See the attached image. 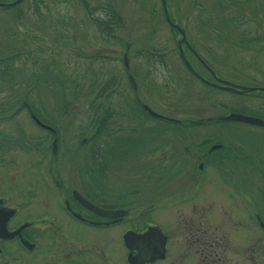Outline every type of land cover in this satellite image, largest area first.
Here are the masks:
<instances>
[{
	"label": "flooded vegetation",
	"instance_id": "flooded-vegetation-1",
	"mask_svg": "<svg viewBox=\"0 0 264 264\" xmlns=\"http://www.w3.org/2000/svg\"><path fill=\"white\" fill-rule=\"evenodd\" d=\"M247 1L248 14L264 11V0H213L212 14L245 9ZM41 3L34 0V11ZM206 11L196 25L205 42L238 47V41H246L240 30L247 21L243 13L211 26L203 20ZM100 18L106 21L105 14ZM94 26L108 41L114 40L113 30L122 27ZM236 29L241 32L235 36ZM15 38L0 42V92L11 95L28 88L0 105V264H235L238 255L250 264L256 256L264 259V116L233 108L225 115L237 113L261 122H216L208 116L193 125L204 130L227 123L230 138H223L225 143L204 136L190 146L182 136L185 122L174 117L157 119L172 125L173 133L164 129L162 138L143 136L140 141L130 136L135 129L126 130L125 136H104L111 122L103 118L93 131L98 134L83 137L77 144L78 152L63 153L61 147L53 152L61 123L44 114L48 109L41 102L42 67L49 58L41 67L36 60L29 65L28 42L7 46ZM254 38H247V44ZM125 48L130 50L131 45ZM43 49L48 51L41 45L37 50ZM206 52L208 57L194 55L195 63L189 62L209 94L229 92L225 90L228 84L264 94L262 84L240 85L225 79L234 72L231 58ZM53 62L49 61L51 69L60 72V67H52ZM128 79L132 110L155 120L146 110L151 108L138 98L134 79L131 75ZM68 107L50 106L48 112L65 115ZM174 131L179 134L175 137L179 145L171 148L169 135ZM145 159L147 168H143ZM161 207L165 221L157 216ZM251 220L263 231L259 239L254 240L256 233L249 231ZM236 225L242 226V233H235ZM127 236L130 248L125 244ZM156 252L163 257L156 258Z\"/></svg>",
	"mask_w": 264,
	"mask_h": 264
},
{
	"label": "rangeland",
	"instance_id": "rangeland-1",
	"mask_svg": "<svg viewBox=\"0 0 264 264\" xmlns=\"http://www.w3.org/2000/svg\"><path fill=\"white\" fill-rule=\"evenodd\" d=\"M88 1L91 7H94V11L89 10L90 13H102L101 5L109 3L114 7V12L120 15L122 27L113 30L114 40H106L94 26V22L87 18L86 10L82 9L79 0H42L38 11H34V0H28L9 11H0V42H4L5 37L14 36L15 40L9 39L10 42L7 43L10 48L28 42L25 45V53L31 52L32 57L27 61L29 65L36 60L38 64L41 62L39 66L41 67L43 60L49 58L42 67L44 80L42 106L50 111V106L69 105L65 115L62 112L44 113L51 115V121L58 120L61 123L57 141V147H61V152H78L77 144L83 137L90 138L98 119L103 118L111 122L106 125L108 135H104L111 138L125 136L126 130L131 129L135 130L130 136L138 138L137 141L143 136L162 138L164 129L173 133L175 128L172 125L170 127L161 124L157 119L145 118L132 110L134 101L128 79L130 75L138 86V98L144 104L156 113L185 122L182 128H186V133L183 132L182 136L188 139L187 146L193 145L192 142L199 143V138L204 136L225 143L223 138H230L227 130L230 126L227 123L198 130L193 121L210 116L217 122L220 117L230 114L225 115L226 110L230 108L264 116L263 93L254 94L252 91L242 93L241 90L238 92L234 86L229 85L230 88L227 89L229 92L209 94L206 88L185 71L175 44L177 33L171 30L164 20L160 0ZM212 3L213 0H167L171 19L184 28L186 38L197 55L208 57L206 51L209 50L214 56L231 58L234 72L229 73L225 79L232 83L255 87L259 84L264 85V11H261V14L253 12L248 14L250 2L247 1L249 6L246 5L245 9L233 8L228 14L226 11H215L212 14L215 8ZM202 11H206L203 20H209L211 26L223 25L220 22L229 21L230 15L243 13L247 21L241 25L238 22L236 24L245 32L242 33L246 41H238L235 44L238 47H227L228 43L220 46L205 42L200 34L198 36L199 31L196 27L201 21ZM241 31L236 29L235 36ZM42 34L45 37L42 38ZM30 36L35 39L34 44L29 41L32 40ZM252 36L257 38L249 39L251 42L247 44V38ZM255 39L260 40L255 42ZM127 43L131 45L130 50L125 48ZM40 45L48 51L43 49L39 52L37 49ZM183 48L187 58L195 63L194 54ZM72 49L74 51H71ZM140 51H143L142 55ZM159 54L163 56L162 65L156 63L160 58ZM124 56L126 66L130 67L128 70L123 63ZM50 60L55 61L53 68H61L60 72L51 69ZM17 65L21 66L20 63ZM22 85L26 86L27 83ZM27 88L28 86L15 91L12 96L0 92V105L12 97L16 98V95ZM172 133L169 135L170 138L173 137V140L170 139L173 141L171 148L179 145L175 140L179 134L176 131ZM95 134L94 132L93 135ZM236 139L239 140V137ZM68 147L72 148L70 152ZM194 148L192 147L191 151H194ZM190 154L189 152L187 158ZM142 163L143 168H147L146 159ZM159 211L157 216L165 221L163 207ZM242 231L241 225L235 226V233ZM249 231L256 233L252 236L254 240L259 239L258 235L263 233L254 220L250 222ZM254 260L250 264H264L263 258L256 256ZM235 261V264H248L240 255L235 257Z\"/></svg>",
	"mask_w": 264,
	"mask_h": 264
},
{
	"label": "water",
	"instance_id": "water-1",
	"mask_svg": "<svg viewBox=\"0 0 264 264\" xmlns=\"http://www.w3.org/2000/svg\"><path fill=\"white\" fill-rule=\"evenodd\" d=\"M22 0H17L15 2H12V3H0V8H3V9H8L10 7H13L15 5H17L18 3H20ZM161 6H162V10H163V14H164V17H165V20L166 22L172 27L174 28L175 30H177L181 37H178L177 38V46H178V49H179V52H180V57H181V60L183 61V63L185 64V66L193 73L197 76L196 72L192 69V67L190 66V64L188 63L187 59H186V56L184 54V52L182 51V44L186 43L185 41V37H184V32L183 30H181L179 28V26L177 24H174L171 19H170V16H169V11H168V8H167V1L166 0H161ZM230 86L228 84V88H225L226 90L228 89L229 90ZM245 90V89H244ZM249 90V89H247ZM146 110L148 111V113L154 117V118H161L160 115H158L157 113L153 112L152 110L146 108ZM218 121H221V122H229V121H236V122H241V123H247V124H255L257 122H261L259 121L258 119H254V118H251V117H247V116H243V115H239V114H230L228 116H225V117H220ZM52 147H53V152H56V147H57V136L55 137L54 141H53V144H52ZM130 236H127L125 237V244L127 245V247H131L129 244H130ZM163 249V246L161 245L160 247V251ZM158 255L156 256V258H161L163 257L162 256V253L161 252H156Z\"/></svg>",
	"mask_w": 264,
	"mask_h": 264
},
{
	"label": "trees",
	"instance_id": "trees-1",
	"mask_svg": "<svg viewBox=\"0 0 264 264\" xmlns=\"http://www.w3.org/2000/svg\"><path fill=\"white\" fill-rule=\"evenodd\" d=\"M79 3L82 7V9L85 11V15L87 16V18L92 19L94 24L99 25V24H105L106 26H108L109 24H116L117 26L122 25L121 23V19L120 16L117 15L116 11L114 12V7L112 5H110L109 3H104L101 5V8L103 9L102 13H90L89 10L94 11V7H91V4L88 0H79ZM88 10V12H87ZM97 14H99L97 16ZM102 14H105L106 16V21H102V18H100L99 16H101ZM141 55L143 53V51H140ZM160 58L159 60H156V63L159 64H163V59H161L163 56L162 54H159ZM192 77V76H191ZM98 132V131H97ZM96 132L95 136L98 134Z\"/></svg>",
	"mask_w": 264,
	"mask_h": 264
}]
</instances>
